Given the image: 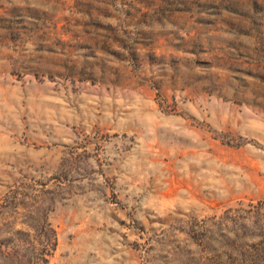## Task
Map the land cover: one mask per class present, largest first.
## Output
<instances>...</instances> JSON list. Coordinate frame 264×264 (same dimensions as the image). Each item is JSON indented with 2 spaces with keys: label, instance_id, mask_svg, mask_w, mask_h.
<instances>
[{
  "label": "rangeland",
  "instance_id": "rangeland-1",
  "mask_svg": "<svg viewBox=\"0 0 264 264\" xmlns=\"http://www.w3.org/2000/svg\"><path fill=\"white\" fill-rule=\"evenodd\" d=\"M0 264H264V0H0Z\"/></svg>",
  "mask_w": 264,
  "mask_h": 264
}]
</instances>
